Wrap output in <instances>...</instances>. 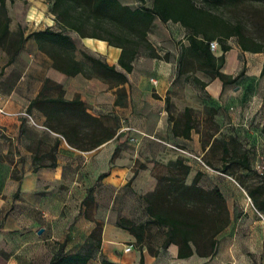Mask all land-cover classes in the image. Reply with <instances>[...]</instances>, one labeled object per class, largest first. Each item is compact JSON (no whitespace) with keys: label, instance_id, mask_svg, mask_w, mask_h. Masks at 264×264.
Instances as JSON below:
<instances>
[{"label":"crops","instance_id":"1","mask_svg":"<svg viewBox=\"0 0 264 264\" xmlns=\"http://www.w3.org/2000/svg\"><path fill=\"white\" fill-rule=\"evenodd\" d=\"M42 1L15 0L14 3L8 1L11 30L21 31L27 38L34 31L45 30L47 27L54 28L52 23L56 21L55 16L50 12L46 17L45 13V8H50V3L47 2L45 5ZM26 2L29 7L22 13ZM15 3L17 29L12 26L11 15V5ZM173 24L177 30L171 32L169 38L174 43V39L180 41V35L184 36L186 32L181 25ZM75 36L72 38L77 50H85L121 71L118 64L121 49L96 38H82L76 33ZM28 44L32 46L33 51L28 52ZM22 47L19 56L12 63H8V55L0 49L2 54L0 81L10 77L9 68H16L15 75L11 78L12 82H0V107L10 114L5 116L0 113V135L4 134L11 139L5 141L0 138V214L11 208L20 214L22 212L30 214L31 232L24 236L27 241L21 246L32 243L34 237L43 238L48 243H57L52 249L50 260L60 247H63V252L67 255L79 252L96 228L93 221L79 217L73 218L74 222L69 225L59 220L63 219L64 211L75 207L76 201L81 204L82 200L89 198L87 192L82 191L81 177L84 178L85 174L95 175L100 169V161L105 166L104 183L114 187L116 191L124 188L132 180V188L138 193L139 199H143L141 204L147 215L144 196L155 191L158 177L166 175L176 159L183 160L192 169L193 163L187 160L185 155L190 153V150L201 155L207 153L209 147L204 150L201 145V125L207 120L213 118L220 124L221 129L228 130L231 134L228 139L243 133L242 139L247 144V149L257 145L264 147V135L256 138L257 132L262 133L264 128V107L259 109V116H253L256 109H252V105L263 103L255 96V92L250 93V89L256 90L257 81L262 73L263 52L252 53L257 55V61L250 63L248 55L245 60L241 53H247L246 50L231 47L225 52V63L221 71L232 78H239L234 83L226 85L218 78L212 79L205 88L208 97L204 100L199 99L200 102L196 104H185L179 115H174L166 107V103L175 79L178 55H169L170 58L167 60L138 56L132 71L127 74L128 81L123 85H117L98 76L88 78L82 73L68 76L58 71L54 68L52 59L39 49L34 38H27ZM218 51L219 49L216 52ZM221 54L222 52L216 56ZM76 59L86 61L83 56ZM49 78L62 85L66 99L80 97L89 114L101 118L107 126L115 128L117 134L93 150H79L72 147L62 135L47 129L44 126L46 120L43 113L34 109L29 114L27 109ZM152 78L156 83L151 81ZM249 97L251 101H248ZM187 107L193 109V118L199 120V129H191L190 138L176 135L173 131L174 120L181 117ZM201 107L206 109L204 119L197 111ZM212 107L217 109L216 113L210 112ZM169 115L175 119L170 120ZM125 124L150 136L148 138L139 136L143 138L142 142L139 147L133 145L134 150L130 152L125 150L118 136V131ZM221 129L215 135H219ZM30 132L36 136L31 137ZM175 141L182 147H176L173 144ZM111 159L115 161L112 162ZM15 166L25 168L24 176L18 179L14 177ZM160 168L166 171L159 172L162 171ZM216 172L224 176L220 171ZM224 184L230 185V182L224 181L214 186L221 189L227 204L222 189ZM53 212L57 214L52 215ZM116 223L104 222L102 245L95 264H101L102 257L112 263L139 264L142 256L145 264H211L210 260L213 258H200L197 255L184 260L179 259V250L173 244L165 249L161 245L153 250L156 255L151 254L147 248L136 252L133 247L136 243L135 237L117 227ZM9 229L6 227L5 231ZM40 230H43L42 234H39ZM22 237L20 238L23 239ZM125 240L128 241L127 246H132L131 252H123L127 247L123 246ZM10 257L9 264L22 260L21 256ZM93 261L90 260L88 264H92Z\"/></svg>","mask_w":264,"mask_h":264},{"label":"trees","instance_id":"2","mask_svg":"<svg viewBox=\"0 0 264 264\" xmlns=\"http://www.w3.org/2000/svg\"><path fill=\"white\" fill-rule=\"evenodd\" d=\"M8 1L0 0V49L9 57L12 63L23 49L27 38H34L39 49L49 56L53 66L58 71L75 76L82 73L88 78L98 76L111 84L123 85L128 81L127 74L133 69V64L142 49L150 51V57L162 58L149 41V34L155 21L163 24L173 22L185 28L188 44H183L178 60L179 74L187 67L199 69L207 73L211 79L218 78L223 85L234 83L239 77L232 78L221 71L225 63V52L231 49L226 43L229 36L239 37L242 48L246 51L263 52L264 46L252 37L242 33L240 27L232 29L228 22L217 12L226 6H237L243 2H261L264 0H152V5L132 8L122 0H48L52 3L51 11L56 18L59 29L47 27L45 30L34 31L29 37H24L21 31H12ZM70 32L82 38H96L121 49L118 64L109 65L102 59L83 52L81 61L76 59L77 45ZM217 40L222 54L214 55L210 49V41ZM182 43V42H181ZM261 75L264 76V64ZM196 83L205 85L199 78ZM58 92L49 93V85ZM41 92L28 105L27 112L38 109L45 116L44 126L64 138L76 149L93 150L109 141L117 133L112 126H107L97 116H92L80 97L66 99L62 85L50 78L45 81ZM211 113L217 109L210 108ZM193 109L186 108L181 117L174 118L173 131L176 135L190 138L191 129L198 130L199 120L193 118ZM209 137L202 139L204 150L209 147L206 164L223 174L235 177L237 172H253L260 176L254 184H245L242 177H235L247 194L257 212L264 215V176L253 169L254 153H251L237 137L228 140L215 135L218 124L212 119L207 120ZM264 132V128H263ZM220 155L221 164L215 165L208 156ZM191 167L181 159H176L168 174L158 177V184L153 193L144 196L147 207L148 222L136 225L128 219H120L117 227L135 237L138 246L146 241V232L150 225L164 230L165 249L171 244L176 245L179 259H187L194 255L204 258H214L217 251V238L230 226L228 206L217 186L205 188L199 184L200 172L191 183H187ZM102 176H105L102 175ZM103 226L97 224L88 236L81 250L75 254H65L63 247L56 252L49 264H88L98 257L102 245ZM148 251L156 255L152 249ZM101 264H118L110 262L105 257ZM139 264H145L142 256Z\"/></svg>","mask_w":264,"mask_h":264},{"label":"rangeland","instance_id":"3","mask_svg":"<svg viewBox=\"0 0 264 264\" xmlns=\"http://www.w3.org/2000/svg\"><path fill=\"white\" fill-rule=\"evenodd\" d=\"M42 2L46 5V3L49 1L43 0ZM122 2L131 6L132 8L143 5L140 0H122ZM152 2V0H145L144 4L146 6H150L152 5ZM49 3L50 8H45L46 17L50 12L52 13V3ZM28 7L29 5L26 2L24 4L22 13H25ZM215 12H217L223 19L225 18L232 29L235 27H240L244 35L252 37L259 43H262L264 46V3L255 1L243 2L237 6H226L224 8H220ZM11 15L13 16L12 26L17 29L18 17H16V3L11 5ZM52 26H54L53 29H59L57 21L52 23ZM152 28L153 29L149 34V41L153 44L156 52L159 53L163 60L169 59V55H178L177 57L179 60L182 45L189 43L187 41L186 34L184 36L181 34L179 37L180 41H176L174 39L173 43L169 38L170 33L177 30L173 22L163 24L157 19ZM70 34L73 37H76L74 32H70ZM225 41L232 48H242L239 37L236 35L229 36ZM27 47L28 52L33 51V48L30 44H28ZM166 50H168V52H166ZM83 52L86 51L78 49L75 53L76 57H82ZM165 52L166 54H164ZM221 52L222 49L220 46L219 51L215 53L220 54ZM215 53L214 55H216ZM241 53L245 60L247 59L246 55H248V60L250 63H255V61H257V55H253L252 51H247L245 54L243 52ZM138 56L150 58V51L147 49H142ZM240 59L244 60L243 58ZM0 61H2V54H0ZM9 69L10 77L6 78L5 80L2 79L0 82H12L11 78L14 77L16 68L11 67ZM175 72V79L171 85L172 88L168 92V103H166V107H168L170 109L169 111L174 115H179L185 104H196L197 102H200L199 99L204 100L209 96L205 91V88L206 84L211 82L212 79L204 71L192 69L190 66L183 70L181 74H179L176 67ZM0 75H2V73H0ZM196 77L204 82L205 85L196 83L194 81V78ZM253 90L254 88L252 90L250 89V93L255 92V96L261 99L263 103L261 105H252V109H256V112H253V116H259V109H263L264 107L263 75H261L257 81L256 90ZM57 92L58 91L50 84L49 93L51 95H56ZM250 98L251 97L248 98V101H251ZM247 108L249 109V107ZM197 111L199 116L204 119L206 116L205 107H201L197 109ZM30 120L32 124H34L33 120ZM218 125V130H220L221 126L220 124ZM134 129L138 130L137 128L125 124L118 131L121 144L125 147L127 152L134 150L133 145L139 147V144L143 140V138H140L141 135L136 133ZM201 130V140H207L210 133L207 123H202ZM257 133L258 134H256V138L262 137V134L264 135L263 130L262 133L261 131ZM30 135L33 138L36 136L33 132H30ZM219 136L224 139H228L231 134L228 130L221 129ZM133 137L137 140L131 141V138ZM146 137L148 138L149 136H145L144 138ZM237 137L239 138V141L246 147L247 144H245L242 139L243 133L239 134ZM0 138L5 141L11 140L4 134L0 135ZM173 144L178 148L182 147L176 141L173 142ZM263 148L264 147L257 145L256 147L254 146V148L249 150L251 153H254V155L259 154L264 157ZM189 152L190 153L185 154L186 159L192 161L193 165L186 179L187 183H191L196 174L199 172L201 175L199 183L205 188H210L216 183L220 184L224 181H228V183L230 182V185L224 184L222 189H224V194L227 199V204L229 207V219L231 222L230 226L217 238V251L214 258L210 260L211 264H264V215L260 212L258 213L255 210L246 189L242 188L239 183L235 182V177H242L244 175L242 179L245 180V184H254L261 179L260 176H257L254 172L249 176L244 170L241 171V173L237 172L235 177L226 174L223 176L216 172V169H212L205 165V157L207 156L206 153L201 155V153H194L193 150H190ZM219 156L220 155H213L212 157L209 155L208 158L212 159L215 165H219L221 164ZM111 160L112 162L115 161L114 159ZM100 163V169L97 170L95 175L92 174L88 176V174H85L86 176L84 178L81 177L82 191H86V194L88 195L87 197L89 198H87V200H82L81 204L79 201H76L75 207L68 208L66 211H64L62 213L64 217L59 221H64L67 225H69V223L74 222L73 218L77 219L79 217L86 221H93L96 226L97 224H101L103 226L104 222L106 221L111 223L113 221L118 222L120 219H128L134 222L136 225L147 223L148 215H145V211L141 204L143 199H139L138 193L132 188V180L126 184L124 188L118 189V191H116L114 187H110L104 183V176L102 175H106V172L103 171L105 170V166H103L104 163L102 164L101 161ZM19 167L20 166H15L13 171V175L17 179L21 178L25 174V168ZM160 169L162 171L159 172L166 171L163 168ZM225 175L230 177L228 178ZM83 197L84 195L81 197V199ZM54 214L57 213L53 212L52 215ZM6 227L10 228L9 231H5ZM30 232V214H27L26 212H22V214H20L18 211L16 212V209L14 208H11L10 210L7 209L4 213L0 214V264H9L11 258L10 256L13 258H15V256L18 258L20 256L22 257V260L17 261L15 264L49 263L52 255V249L57 243H48L43 240V238L34 237V240L31 241L32 243L22 247L21 244L27 241L24 236ZM21 236H23V239L20 238ZM164 240V230L159 229L157 226L150 225L149 230L146 232V241L141 247L138 246L137 243H134V251L139 252L142 248L155 250L164 243ZM125 241L126 242L123 243V246L128 245V241ZM96 259L97 258L93 259L94 261L92 264H95Z\"/></svg>","mask_w":264,"mask_h":264},{"label":"built area","instance_id":"4","mask_svg":"<svg viewBox=\"0 0 264 264\" xmlns=\"http://www.w3.org/2000/svg\"><path fill=\"white\" fill-rule=\"evenodd\" d=\"M219 47H220V44L217 40H211L210 41V49L212 52H216L219 49ZM151 81L156 83V80H154L153 78L151 79ZM0 113L3 115H10L3 107H0ZM134 131L136 133H139L141 135V137L148 136L145 132H142L140 130L138 131V130L134 129ZM136 140L137 139H135L134 137L131 138V141H136ZM254 158H255L254 162H253L254 171L256 173L264 176V157L258 154V155H255ZM131 250H132V246H127L123 252L127 253V252H131Z\"/></svg>","mask_w":264,"mask_h":264},{"label":"water","instance_id":"5","mask_svg":"<svg viewBox=\"0 0 264 264\" xmlns=\"http://www.w3.org/2000/svg\"><path fill=\"white\" fill-rule=\"evenodd\" d=\"M42 233H43V230H40V231H39V234H42Z\"/></svg>","mask_w":264,"mask_h":264}]
</instances>
